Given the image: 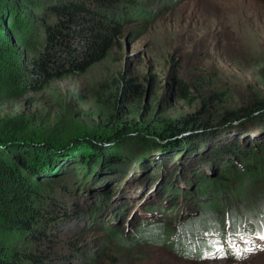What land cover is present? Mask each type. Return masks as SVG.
Wrapping results in <instances>:
<instances>
[{
  "label": "trees",
  "instance_id": "16d2710c",
  "mask_svg": "<svg viewBox=\"0 0 264 264\" xmlns=\"http://www.w3.org/2000/svg\"><path fill=\"white\" fill-rule=\"evenodd\" d=\"M147 1L0 0V70H15L23 75V85L41 87L83 75L108 59L128 23L146 28L167 13L168 0ZM255 74L260 89L235 105L214 79L178 81L177 93L171 96L188 108L198 105L197 110L182 119L146 127L150 135H140V143L126 139L134 132L131 129L119 133L99 125L82 128L65 116L36 129L22 117L1 119L0 264H106L116 255L114 246L124 249L133 240L135 234L125 232V219L141 199L145 198L141 206L154 217L161 216L168 204L173 210L177 199L201 201L198 205L217 210L222 202L216 197L222 196L230 181L241 178V171L264 177V67ZM121 82L122 91L111 92L115 112L121 111L119 100L128 103L140 96L123 75ZM179 160L184 163L177 164ZM74 165L84 166L90 180L97 172L95 182L102 191L80 193L86 200H79L81 206L77 195L63 184L56 186L61 185L59 192L73 199L71 203L39 192L48 179L67 177ZM205 167L215 175L201 173ZM143 170L146 177L160 180L157 193L152 188L156 178L148 185L145 176L144 192L132 199L130 194L114 191L129 183L131 176L141 178ZM181 173L185 178L189 173L191 179L178 183ZM79 175L78 169L75 176ZM183 186L188 188L185 192ZM139 222H130L133 231H144L137 227ZM53 223L69 231L102 232L97 239L101 244H96L102 251L95 252L91 246L81 251L59 241ZM150 228L154 227L146 230ZM164 229L169 231L168 226Z\"/></svg>",
  "mask_w": 264,
  "mask_h": 264
},
{
  "label": "rangeland",
  "instance_id": "374dc122",
  "mask_svg": "<svg viewBox=\"0 0 264 264\" xmlns=\"http://www.w3.org/2000/svg\"><path fill=\"white\" fill-rule=\"evenodd\" d=\"M165 7L167 13L146 28L128 23L119 46L111 50L108 59L83 75L41 87L23 85V75L15 70H0V120L15 116L19 121L22 117L36 129L53 125L56 118L65 116L82 128L99 125L119 133L131 129L134 132L126 139L140 143V135H150L146 127L182 119L197 110L198 105L188 108L171 96L177 93L180 80L190 84L214 79L212 82L229 92L233 105L260 89L254 75L264 67V0H168ZM135 32L139 35L133 39ZM121 75L137 87L140 96L128 103L119 100L121 111L115 112L111 92L116 88L122 91ZM138 125L140 131L134 127ZM77 168L80 175L76 177ZM80 168L82 165H74L67 177L48 179L39 192L63 204L66 200L71 203L73 199L59 192L61 185L56 186L63 184L72 189L73 196L77 195L81 206L85 198L80 193L99 192L102 187L95 182L97 172L90 180L84 166ZM241 172V178L230 181L222 196L219 193L216 197L222 202L217 210L198 205L201 201L177 199L173 210L168 204L163 215L154 217L141 206L145 198L138 201L127 214L124 226L127 236L135 234L133 240L124 249L114 246L112 252L116 255L106 264H264V177ZM201 173L215 175L207 167ZM182 174L178 183L191 179L189 173L187 178ZM144 176L143 170L141 178L131 176L129 183L114 191L130 194L132 199L144 192ZM153 178L156 184L152 188L157 193L158 177L145 176V183L151 185ZM187 189L183 186L184 192ZM134 219L140 220L137 227L143 232L133 231L129 224ZM150 226L154 228L146 230ZM53 228L59 232L58 240L68 246L74 244L81 251L91 246L95 252L102 251L96 245L101 244L97 239L102 238V232L69 231L58 223H53Z\"/></svg>",
  "mask_w": 264,
  "mask_h": 264
}]
</instances>
